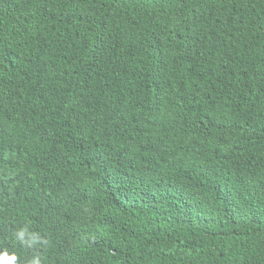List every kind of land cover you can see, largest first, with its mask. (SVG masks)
Masks as SVG:
<instances>
[{
    "label": "trees",
    "instance_id": "16d2710c",
    "mask_svg": "<svg viewBox=\"0 0 264 264\" xmlns=\"http://www.w3.org/2000/svg\"><path fill=\"white\" fill-rule=\"evenodd\" d=\"M2 248L264 264V0H0Z\"/></svg>",
    "mask_w": 264,
    "mask_h": 264
},
{
    "label": "clouds",
    "instance_id": "9594fccd",
    "mask_svg": "<svg viewBox=\"0 0 264 264\" xmlns=\"http://www.w3.org/2000/svg\"><path fill=\"white\" fill-rule=\"evenodd\" d=\"M14 239L29 249L45 248L49 241L43 238L39 233L30 231L27 226L15 231ZM10 249H0V264H18V256L15 252H9ZM27 264H44V257L40 252H35L28 260Z\"/></svg>",
    "mask_w": 264,
    "mask_h": 264
}]
</instances>
